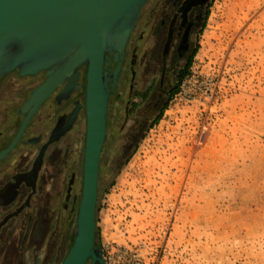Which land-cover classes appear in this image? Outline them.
Masks as SVG:
<instances>
[{
    "label": "rangeland",
    "instance_id": "obj_1",
    "mask_svg": "<svg viewBox=\"0 0 264 264\" xmlns=\"http://www.w3.org/2000/svg\"><path fill=\"white\" fill-rule=\"evenodd\" d=\"M41 79L18 69L0 78V128ZM43 119L34 132L43 134ZM84 132L74 161L71 142L45 163L43 204L0 233V264L65 257L82 194ZM123 135L110 129L100 161L96 241L111 256L105 264H264V0H208L192 58L159 117L135 144ZM23 151L3 164L16 168ZM71 179L74 205L62 200ZM57 186L56 206L45 195ZM131 249L138 259L119 255Z\"/></svg>",
    "mask_w": 264,
    "mask_h": 264
},
{
    "label": "flooded vegetation",
    "instance_id": "obj_2",
    "mask_svg": "<svg viewBox=\"0 0 264 264\" xmlns=\"http://www.w3.org/2000/svg\"><path fill=\"white\" fill-rule=\"evenodd\" d=\"M207 2L208 0L145 2L126 44L116 88L110 95L106 140L112 127L122 128L125 143L135 144L144 128L159 117L176 82L182 78L192 58L195 37L203 26ZM115 65V55L111 53L105 64L108 69L105 70L111 72ZM38 73H42V79L31 91L47 79L48 69L35 74ZM69 83L70 80L66 78L43 101L15 148L0 160V233L16 217L30 219L28 213L32 205L36 208L40 201L43 204L40 192L41 185L46 182L45 163L60 155L62 150L59 143L74 144L70 150L73 152L72 161L80 156V138L77 139L76 135L81 133L83 126L85 153L86 65L79 69L72 87H69ZM51 99L55 104L52 107L45 105ZM61 102L62 106L59 105ZM22 105L20 110L24 118L26 112L22 110ZM43 113L46 115L43 116ZM16 116L15 111L10 114L8 123L0 128V136L5 132L12 136L13 133L7 130ZM40 116L44 118V123L40 124L43 134L34 132L39 126L35 121ZM12 128L15 131V127ZM20 145L24 146V151L17 157L16 168L11 162L3 164L8 155ZM72 173L75 177L76 173ZM73 190L74 179H71L68 181L66 194L63 193V203H76L78 195ZM59 195L60 188L57 186L50 189L45 198L57 206Z\"/></svg>",
    "mask_w": 264,
    "mask_h": 264
},
{
    "label": "water",
    "instance_id": "obj_3",
    "mask_svg": "<svg viewBox=\"0 0 264 264\" xmlns=\"http://www.w3.org/2000/svg\"><path fill=\"white\" fill-rule=\"evenodd\" d=\"M147 0H0V78L48 69L47 79L23 103L26 112L0 160L22 138L33 114L66 78L86 65V139L82 194L72 244L60 264H105L96 241L100 161L107 137L108 105L126 44ZM114 53L116 65L105 64Z\"/></svg>",
    "mask_w": 264,
    "mask_h": 264
},
{
    "label": "trees",
    "instance_id": "obj_4",
    "mask_svg": "<svg viewBox=\"0 0 264 264\" xmlns=\"http://www.w3.org/2000/svg\"><path fill=\"white\" fill-rule=\"evenodd\" d=\"M17 116L14 119V122L9 126L8 130L11 129V127H15V131L13 132L12 136L10 137V135L8 133H4L0 136V150L4 147H6L10 141L13 139L15 132H17L18 128L20 127L22 120H23V112L20 110V106L17 107ZM97 238V236H96ZM87 264H93L91 261L88 262Z\"/></svg>",
    "mask_w": 264,
    "mask_h": 264
},
{
    "label": "built area",
    "instance_id": "obj_5",
    "mask_svg": "<svg viewBox=\"0 0 264 264\" xmlns=\"http://www.w3.org/2000/svg\"><path fill=\"white\" fill-rule=\"evenodd\" d=\"M119 255L120 256H129L133 259H138V257H139L138 250H133V249L120 252ZM104 258H105V261L108 263V262H110L111 256H106Z\"/></svg>",
    "mask_w": 264,
    "mask_h": 264
}]
</instances>
